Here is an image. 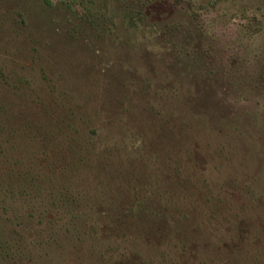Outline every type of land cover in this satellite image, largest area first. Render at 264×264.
Listing matches in <instances>:
<instances>
[{
  "label": "rangeland",
  "instance_id": "rangeland-1",
  "mask_svg": "<svg viewBox=\"0 0 264 264\" xmlns=\"http://www.w3.org/2000/svg\"><path fill=\"white\" fill-rule=\"evenodd\" d=\"M0 264H264V0H0Z\"/></svg>",
  "mask_w": 264,
  "mask_h": 264
},
{
  "label": "flooded vegetation",
  "instance_id": "flooded-vegetation-1",
  "mask_svg": "<svg viewBox=\"0 0 264 264\" xmlns=\"http://www.w3.org/2000/svg\"><path fill=\"white\" fill-rule=\"evenodd\" d=\"M113 217H114V215H113ZM114 218H115V217H114ZM112 220H113V222L116 224V221H115V219H113V218H112ZM116 225H117V224H116Z\"/></svg>",
  "mask_w": 264,
  "mask_h": 264
},
{
  "label": "trees",
  "instance_id": "trees-1",
  "mask_svg": "<svg viewBox=\"0 0 264 264\" xmlns=\"http://www.w3.org/2000/svg\"><path fill=\"white\" fill-rule=\"evenodd\" d=\"M132 211V210H131Z\"/></svg>",
  "mask_w": 264,
  "mask_h": 264
}]
</instances>
